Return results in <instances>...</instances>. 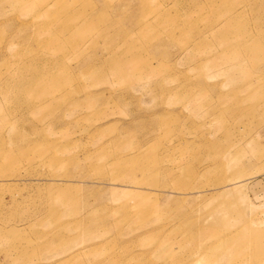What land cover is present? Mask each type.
I'll return each instance as SVG.
<instances>
[{
	"label": "rangeland",
	"instance_id": "1",
	"mask_svg": "<svg viewBox=\"0 0 264 264\" xmlns=\"http://www.w3.org/2000/svg\"><path fill=\"white\" fill-rule=\"evenodd\" d=\"M0 264H264V0H0Z\"/></svg>",
	"mask_w": 264,
	"mask_h": 264
}]
</instances>
